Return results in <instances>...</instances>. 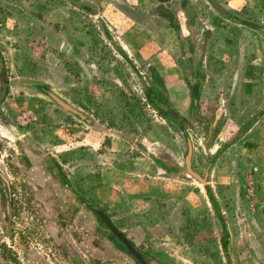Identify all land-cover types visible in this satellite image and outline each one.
I'll return each mask as SVG.
<instances>
[{
    "label": "crops",
    "instance_id": "1",
    "mask_svg": "<svg viewBox=\"0 0 264 264\" xmlns=\"http://www.w3.org/2000/svg\"><path fill=\"white\" fill-rule=\"evenodd\" d=\"M52 1L54 3L46 6L44 16L58 18L54 22L59 32L57 47L63 49L60 56L64 57L56 72L49 70L44 80L48 85L57 81L61 87L73 92L69 94L72 98L64 101L73 108L77 106L74 109L80 117L77 121L66 118L56 133L50 132L49 139L42 141L37 132L26 128L22 133L15 126L18 139H28L25 150L28 161L25 165L20 164L19 170L11 169L6 177L0 171V177L8 178L9 182L8 198H3L0 191V238L10 247L16 246L15 250L28 264L38 261L43 264H264V233L239 231V226L245 224L264 226V76L253 79V75L246 73L247 65H253V60L248 62L247 58L264 54V0L202 1L208 17H212L207 20L210 27L207 24L205 48L210 47V39L211 48L214 45L222 50L232 48L234 66H237L230 93L219 95L223 117L201 136L209 155L216 151L211 148V139L226 137L227 141L220 151L217 150V157L209 156L203 173L192 166L194 137L182 130L187 150L188 144L191 145V167L205 177L204 185L187 172L178 175L161 166V146L164 143L172 145V141H163L161 136L156 138V133L163 127L161 122L160 126L153 123L146 127L141 123L119 121L113 115L110 117V113L116 115L110 102L103 101L99 105L92 100L86 101L91 95L97 99L100 90L105 93L110 80L123 82L127 68L131 67L139 76L137 65L161 63L157 58L161 41L155 39V30L147 29L146 23L167 17L157 12L153 5L147 10L150 0ZM151 1L150 4L156 5V0ZM162 1L168 0L159 2ZM180 9L185 10L187 19L182 25L191 31V36L180 37L183 32L180 20H171L164 33L175 35L173 41L177 44L171 47L184 49L183 43H187L192 50L195 46L194 26L199 15L186 13L189 10L186 4ZM162 31L157 29V35H163ZM231 31L234 37L229 36ZM175 58L165 62L170 72L168 79L172 82L169 91L178 100L181 98L183 104L176 113H180V119H185L197 107L205 89V79L199 69L192 71L181 67L184 79L180 78L175 71L178 57ZM260 62L262 60H255L257 64ZM241 66H245V72ZM109 67L110 72H107ZM84 70L87 73L82 72ZM152 75L162 82L166 80L155 69ZM219 75L217 73L218 78ZM221 79L217 86L220 91ZM85 80L90 82L92 94H83L87 88L83 85ZM81 90L83 93L79 94ZM226 97L233 98L232 109ZM88 103L89 107H86ZM76 104L83 105L85 111ZM183 105H186L185 110ZM208 105L212 110L214 105ZM81 110L93 113L90 114L93 118L85 121L81 118ZM233 114V118L238 115V119L232 126L228 121ZM158 115L163 117L161 113ZM37 120L28 125H36ZM145 130L149 132L145 133ZM201 139L196 138V143L199 144ZM170 147L165 151L170 153L169 159L172 158ZM248 169L254 173L253 187L257 196L246 205L237 184ZM188 177L195 179L199 186ZM212 177L216 178V187L220 188L218 198L212 190ZM23 188L25 198L32 209L39 210L42 221L36 229L35 242L23 239L26 243L19 244L21 235L12 229L19 225L15 215L20 207L17 194L18 191L23 193ZM250 191L252 193L253 189ZM24 203L26 209L27 202ZM89 205L99 210L123 234L143 262L132 256L107 229L100 216L95 213L93 216L86 207ZM242 207L258 210V214L253 211L254 216H247ZM99 225L101 230H98ZM232 225H237L239 230H233ZM225 231L226 248L222 242ZM35 244L37 246L33 247Z\"/></svg>",
    "mask_w": 264,
    "mask_h": 264
},
{
    "label": "rangeland",
    "instance_id": "2",
    "mask_svg": "<svg viewBox=\"0 0 264 264\" xmlns=\"http://www.w3.org/2000/svg\"><path fill=\"white\" fill-rule=\"evenodd\" d=\"M156 1L155 5V3L150 4L152 2L150 0L146 9L149 10V7L153 5L157 12L165 15L167 19L152 21L150 23L149 20H147L146 27L147 29H154L155 33L153 35L155 39L161 41L160 46L162 48L159 50V54H157V58L161 63L156 65L136 64L138 66L139 76L133 72L131 67L130 69L127 68L126 74L122 76L123 82H119L115 78V81L112 82V80L109 79L111 84H107L109 87L105 93L100 90L97 94V99L91 95L86 101L88 102L92 100L94 103H99V105L103 103V101H105V103L110 102L111 107L116 110V115L110 113V117L113 115L114 119L119 121L136 122L138 125L141 123V125L143 124V126L145 125L146 127L153 123L156 126H160L162 123L163 127H160L159 131H161L158 132L159 134L156 133V138L161 136L163 141H172V145L170 147L168 143H164L165 145L161 146V158L166 160L174 159L171 161H175L182 168H185L184 159L187 153V144L182 130H187L192 137H194L195 148L192 155V166L197 172L203 173L206 165L209 163V156L215 155V157H217V150L220 151L222 144L227 141L226 137L221 140H219V138L211 139V148L216 151L213 155H209V152L205 151L202 142L204 140L201 139V136L204 131L209 132V130L219 122V118L223 117L220 113L223 107L220 106L222 105V102H220L221 98H219V95L220 93H222L223 96L228 95L233 88V78L235 69L237 68V66H234V50L232 48L222 50L215 45L213 46L214 48H211L213 45L211 39L209 40L210 47L205 48V43H208V38L206 36L207 33L205 32L207 24L209 26V21L207 22V20L212 17H208L207 15L206 6L204 5V2H202L204 0H168L165 2L162 1L161 3L159 2L160 0ZM50 3L54 2L52 0H34L33 2H25L23 0H0V91L2 84H6V93L2 100L3 111L16 124V126L20 128L22 133L28 128L34 133L37 132L38 138L41 141L49 139L50 132L56 133L57 127L59 125L61 126L66 118H72V120L75 118L74 120L76 121L79 120V114H75L74 112L63 108L53 100V98L42 91V88L45 86L48 91L54 93L61 99H63L61 95L66 96L63 100L71 99L72 97H70L69 94L73 93L69 88L61 87L57 81L52 85H48V81L44 80L45 75L49 70L53 69L56 72L57 65L61 62V58L64 57L60 56L63 49L57 47V36H59V32H57L56 23L54 22H57L58 18L44 16V14L47 13L46 6ZM185 4L189 8L186 13L194 15L196 12L199 15L197 19L198 23L194 26L195 34L193 35L195 38V44L193 45L195 46L192 50L190 44L187 43H183L185 46L184 49L182 47H171L173 46L172 44H174V46L177 44L173 41L175 40V35L164 33L171 20L174 22L180 20L181 26L183 27V32H181L180 37L187 36V38H189V36H191V31H188L186 26L184 27L182 25L185 23L187 17L185 10L182 12L180 8H184ZM94 19L95 18L92 17V20ZM98 24L101 26V22L98 21ZM157 29L163 30V35H157ZM229 36L234 37V32H229ZM61 37L63 36L61 35ZM158 37H160V39ZM253 37L255 36L253 35ZM177 40L179 41V37H177ZM165 46H167V48ZM236 55L238 56L237 53ZM169 56L174 59H176L175 57H178L179 64H176L175 71L179 74L178 76L180 78L184 79L180 70L181 67L183 69L189 68L192 71H198L199 69L198 72L202 73L201 76L203 77V80L205 79V89L203 90L201 97L198 99L197 107H194L192 113L182 120L180 119L181 116L179 117L180 113H176V111L183 102H181V98L178 100V98L172 96L169 91L172 82L168 79L170 72L167 69L168 65L165 63L166 61H170ZM250 59L253 60V65H247L246 73L253 75V79L256 77H263L264 54L258 57L257 54H253V57H248L247 61L249 62ZM255 60L257 62L262 60V62L257 64L255 63ZM149 62L151 63V60H149ZM241 68L242 72H245V66H241ZM110 69L111 68L109 67L107 72H110ZM154 69L166 79L163 80L162 85L153 77L152 74ZM82 72L87 73V70ZM82 72L81 74H84ZM217 73L221 74L219 76L222 78L220 81L222 85L221 91L217 88L219 84L218 79L220 78L217 77ZM223 77L225 78L224 80ZM89 83L90 82L85 80L83 85L84 87L86 85L88 89L86 88L84 93L83 90L78 93L86 95L85 93L88 92L89 94V89H91ZM250 83L251 82H248L247 85H250ZM261 84L263 86V83ZM144 86L149 90L148 96L146 94L147 90L144 91ZM224 87H226V89ZM90 94H92V91ZM228 100L229 108L232 109L234 107L232 102L233 98L231 97ZM208 103L214 105L212 110L208 108ZM225 103L226 101L223 104ZM76 105L80 106V104ZM86 105V107H89V103ZM76 107L77 106L74 108ZM80 107L84 110L83 105ZM153 107H155L156 111ZM226 107H228V105ZM182 108L185 110L186 105H183ZM82 110V119L86 121L93 118L90 116V114L94 115L93 113H83ZM164 112L169 114L172 118H177L181 124H177L172 118L166 119L158 115ZM249 114L251 115V113ZM249 114L245 117L246 121L249 118ZM105 115L108 118V114ZM35 117L38 118L36 122L37 127L32 124V126L28 125L30 124V121H36ZM233 117L234 114L231 115V120L228 121L232 123V126L233 122L238 119V115L236 118ZM28 119L29 121H27ZM225 119L226 121L228 120V114H226ZM16 130L17 128L7 122L0 114V171L5 177L6 174L10 175L9 171L11 169L19 170L20 164L25 165L28 161L26 155L27 151H25L28 147V139L26 137L18 139ZM147 132L149 131L145 130V133ZM176 135L177 141H175ZM196 138L201 139V141L198 142L199 144L196 143ZM173 143H176L175 146ZM168 147L171 148V159H169L170 153H165V151L168 150ZM156 149L158 150V148ZM15 155L17 157H15ZM253 174L251 169H248L241 176V179L237 184V186H240V191L244 195L242 200H244L245 204L246 202L253 201L255 196H257L253 187V180H256ZM188 179L191 182H194L195 185L199 186V183L195 179L193 180L190 177H188ZM215 179V177H212V190L218 198L220 197V188L216 187ZM234 182L235 179L233 178V181H231L232 186L234 185ZM249 189H253L252 193ZM21 190L24 194L18 191L17 203L20 202V207L17 208V213L15 214L18 217L17 222H19V225L14 226L12 230L15 233L18 232V236L21 235V239L18 240V243L25 244L26 242L23 241V239H26L29 242H35L34 239H37L36 229L40 226L42 218L39 210L37 208L32 209L29 200L25 198V189L23 188ZM0 191L2 192L3 198H8L7 183L4 182L3 177H0ZM20 199L21 201H19ZM23 201L27 202L26 209L23 208L25 205ZM242 208L244 213H247V216H254V212L255 214H258V210L254 211L248 207L247 209L244 207ZM226 213V218L228 219V210H226ZM30 221L34 223H30ZM232 227L233 230L240 227V230L238 229L240 232L250 231L252 233H264V226L261 227L256 224H245L239 227L237 225H232ZM8 231L9 230L6 229V232ZM26 231L27 234H22ZM28 232L32 233V235ZM27 236H30L31 239L29 240ZM36 246L37 245L35 244L33 247ZM15 248L16 246L10 247L6 241H3L0 238V264H27L26 259L21 257Z\"/></svg>",
    "mask_w": 264,
    "mask_h": 264
},
{
    "label": "water",
    "instance_id": "3",
    "mask_svg": "<svg viewBox=\"0 0 264 264\" xmlns=\"http://www.w3.org/2000/svg\"><path fill=\"white\" fill-rule=\"evenodd\" d=\"M42 91L45 92L48 96H50L51 98H53V100H55L60 106H62L63 108L70 110L71 112H74L76 114H79L71 105L67 104L63 99L59 98L57 95H55L54 93L48 91V89L44 86L42 88ZM6 93V84L3 83L2 84V89L0 92V114L5 118V120L7 122H9L12 126H16V124L7 116V114H5V112L3 111L2 108V100L5 96ZM188 150H187V154L185 156V169L184 172H187L188 174L192 175L193 177H195L199 182H201V184H206L205 181V177L201 176L200 174L196 173L192 167H191V145L190 143L188 144ZM2 175V174H1ZM6 180V179H5ZM7 183V188H9L8 186V181L6 180ZM102 219V222L105 224V226L109 229V231L115 235V237L120 240V242H122L127 249L130 251V253L132 254L133 257H135L137 260L143 262L141 256L138 254L137 251H135L133 249V247L131 246V244L129 243V241L123 236V234H121L105 217L103 214H101L100 212H96Z\"/></svg>",
    "mask_w": 264,
    "mask_h": 264
},
{
    "label": "trees",
    "instance_id": "4",
    "mask_svg": "<svg viewBox=\"0 0 264 264\" xmlns=\"http://www.w3.org/2000/svg\"><path fill=\"white\" fill-rule=\"evenodd\" d=\"M155 79L162 85L161 79H159L157 76H155ZM145 90H147L146 94L148 96V92H149L148 88L147 89L145 88ZM162 114H163V117L166 118V119H171L172 118V117L169 116V114H166L165 112L162 113ZM172 119L173 120L176 119V122L179 123V120L177 118L173 117ZM160 162H161V166L163 168H165L166 170L170 171L171 173H177L179 175V174H181L184 171V169L179 164H177L175 161L163 159ZM211 200L214 202V199L212 197H211ZM213 204H215V203H213ZM222 242H223V246L226 248V244H227V232L226 231H225V233L223 235Z\"/></svg>",
    "mask_w": 264,
    "mask_h": 264
},
{
    "label": "flooded vegetation",
    "instance_id": "5",
    "mask_svg": "<svg viewBox=\"0 0 264 264\" xmlns=\"http://www.w3.org/2000/svg\"><path fill=\"white\" fill-rule=\"evenodd\" d=\"M2 89V88H1ZM1 92V91H0ZM1 105H2V103H1ZM3 177V180H4V182H6V178L4 177V176H2ZM6 179V180H5ZM8 184H9V182H8ZM87 207V209L88 210H90V212L93 214V216H94V213L97 215V216H99L96 212H100L99 210H97L95 207H93V206H86ZM84 209H85V207H84ZM101 213V212H100ZM99 227H100V225H99ZM98 227V230H100L101 229V227L99 228ZM97 228V227H96ZM94 229H95V227H94ZM37 264H43V262H36ZM27 264H28V262H27Z\"/></svg>",
    "mask_w": 264,
    "mask_h": 264
}]
</instances>
